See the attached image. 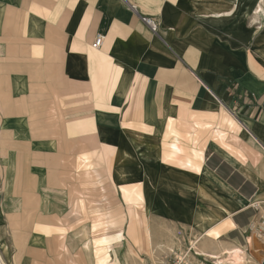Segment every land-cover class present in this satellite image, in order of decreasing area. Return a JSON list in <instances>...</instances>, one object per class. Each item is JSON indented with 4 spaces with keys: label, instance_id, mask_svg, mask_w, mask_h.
Listing matches in <instances>:
<instances>
[{
    "label": "crops",
    "instance_id": "0c3cea01",
    "mask_svg": "<svg viewBox=\"0 0 264 264\" xmlns=\"http://www.w3.org/2000/svg\"><path fill=\"white\" fill-rule=\"evenodd\" d=\"M228 1L0 0V132H38L29 116L48 104L74 111L67 135L98 134L113 188L145 202L164 254L191 238L205 254L250 249L264 212V35L249 45L247 24L217 23Z\"/></svg>",
    "mask_w": 264,
    "mask_h": 264
},
{
    "label": "rangeland",
    "instance_id": "374dc122",
    "mask_svg": "<svg viewBox=\"0 0 264 264\" xmlns=\"http://www.w3.org/2000/svg\"><path fill=\"white\" fill-rule=\"evenodd\" d=\"M218 7L220 13L229 10V15L220 16L217 23L231 19L241 29L248 25L249 45L264 35V0H230ZM65 96L58 94L64 106ZM44 107L40 114L33 111L29 116L31 128L35 130L33 123L37 124L38 132H0V263L98 264L105 244L112 251L110 264H161L167 255L165 246L161 239L152 242V226L158 221L151 218V212L148 216L145 202L136 204L139 198L121 197L113 188L98 134L67 135V124L78 117L69 116L74 111L54 104ZM34 140H54L56 154L40 157L42 153L31 147ZM139 220L148 225L151 243L135 242ZM34 237L40 240L34 242ZM102 237L110 238L109 242H102ZM64 243L67 252L62 250ZM231 249L243 258L234 261L227 250L221 255L202 253L208 260L197 263H261L264 248L255 240L248 250ZM212 256L221 258L212 261Z\"/></svg>",
    "mask_w": 264,
    "mask_h": 264
},
{
    "label": "built area",
    "instance_id": "2783aa9c",
    "mask_svg": "<svg viewBox=\"0 0 264 264\" xmlns=\"http://www.w3.org/2000/svg\"><path fill=\"white\" fill-rule=\"evenodd\" d=\"M121 1L129 5L132 9H136L129 0ZM140 20L152 33H158V24L154 18L147 15H141ZM102 44L103 36L97 34L91 43V46L94 49H98ZM248 233L249 237L247 242H249V244H252V241L255 240L264 248V212L257 221L252 222L249 225ZM197 241L198 238H191V240H186V245L183 248L169 250V253L165 256L164 260H162L161 264H198L197 262L199 260L206 261V256L200 253L196 248ZM261 254V262L264 263V251H262Z\"/></svg>",
    "mask_w": 264,
    "mask_h": 264
},
{
    "label": "bare ground",
    "instance_id": "6f19581e",
    "mask_svg": "<svg viewBox=\"0 0 264 264\" xmlns=\"http://www.w3.org/2000/svg\"><path fill=\"white\" fill-rule=\"evenodd\" d=\"M259 11H261V9H259ZM135 217L138 218V214L136 212H135ZM139 226H140L139 227L140 228L139 235L134 238L135 242L136 243H139L140 242L142 244L144 240L145 241L147 240L149 243H151V240H150L151 239V231L149 230L148 225H146L145 221L142 222V221L139 220ZM109 240H110V238L107 239L105 237H102V242H104V243H108ZM86 245H87L86 243H83L82 246L85 249H87V246ZM62 247L65 250H67V247H66L65 243H64V246H62ZM227 255H228L229 258L233 259L234 261L241 260L243 258L241 256V254L236 253V250L228 251L227 252ZM111 257H112V251H110L108 249L107 245L104 244V247L102 248V264H110L109 261H110ZM220 258H221L220 256H212V257H210V259H212V261L213 260H219ZM218 263H219V261L212 262V264H218ZM260 264H262V263H260Z\"/></svg>",
    "mask_w": 264,
    "mask_h": 264
}]
</instances>
